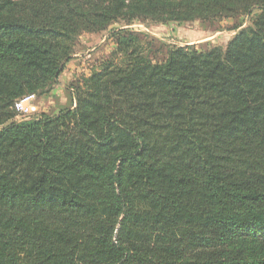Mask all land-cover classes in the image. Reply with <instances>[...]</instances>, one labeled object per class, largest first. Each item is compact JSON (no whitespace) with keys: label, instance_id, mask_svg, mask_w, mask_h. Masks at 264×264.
Returning a JSON list of instances; mask_svg holds the SVG:
<instances>
[{"label":"trees","instance_id":"trees-1","mask_svg":"<svg viewBox=\"0 0 264 264\" xmlns=\"http://www.w3.org/2000/svg\"><path fill=\"white\" fill-rule=\"evenodd\" d=\"M242 15L163 60L128 27ZM112 24L71 107L15 120ZM0 264H264V0H0Z\"/></svg>","mask_w":264,"mask_h":264},{"label":"rangeland","instance_id":"rangeland-1","mask_svg":"<svg viewBox=\"0 0 264 264\" xmlns=\"http://www.w3.org/2000/svg\"><path fill=\"white\" fill-rule=\"evenodd\" d=\"M248 24L245 16L224 18L220 21L202 23L199 20L186 22L168 21L165 24L136 22L128 25L143 35L145 51L156 60H163L167 48L185 44H195L201 48L213 46L225 47L234 35V24ZM112 24L108 29L99 33H82L76 42L74 53L62 66V71L56 83L45 93L36 95L35 104L39 113H56L59 109L72 106L70 88L88 76L93 68L98 67L101 60L107 58L114 48V41L109 34L117 29ZM152 40V41H150ZM151 43V46L149 45ZM24 116L16 114L15 120H22Z\"/></svg>","mask_w":264,"mask_h":264},{"label":"built area","instance_id":"built-area-1","mask_svg":"<svg viewBox=\"0 0 264 264\" xmlns=\"http://www.w3.org/2000/svg\"><path fill=\"white\" fill-rule=\"evenodd\" d=\"M36 95L35 94H27L14 102V109L17 114L24 116V119L30 118L31 116L36 115L37 106L35 104Z\"/></svg>","mask_w":264,"mask_h":264}]
</instances>
